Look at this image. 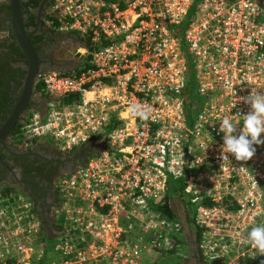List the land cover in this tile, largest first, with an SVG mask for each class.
<instances>
[{
  "label": "built area",
  "instance_id": "obj_1",
  "mask_svg": "<svg viewBox=\"0 0 264 264\" xmlns=\"http://www.w3.org/2000/svg\"><path fill=\"white\" fill-rule=\"evenodd\" d=\"M49 9L53 28L78 34L83 49L70 71L38 76L47 108L29 115L23 133L62 151L102 145L57 179L49 241L28 202L0 194V264H39L44 248L58 256L47 264H137L144 244L129 233L161 236L171 218L159 205L178 188L188 204L207 200L194 210L222 227L200 226L204 264H239L241 229L257 217L264 224V145L237 161L223 153L219 127L227 117L238 135L251 111L242 98L264 94V0H53ZM66 95L75 98L60 104ZM132 105L150 117L132 115Z\"/></svg>",
  "mask_w": 264,
  "mask_h": 264
},
{
  "label": "flooded vegetation",
  "instance_id": "obj_2",
  "mask_svg": "<svg viewBox=\"0 0 264 264\" xmlns=\"http://www.w3.org/2000/svg\"><path fill=\"white\" fill-rule=\"evenodd\" d=\"M52 2L0 0V194L11 192L28 202L42 228H49L54 222L61 202L57 179L81 167L88 157H95L102 145L87 141L70 151H62L47 140L29 138L23 133L29 115L47 108L48 98L38 76L49 68L65 72L68 69L63 60L65 45L72 47L79 40L76 33L53 28L49 9ZM22 36L31 46L28 55L18 44L17 38ZM31 72L36 76L31 89L26 91V76ZM24 99L8 128L6 121ZM172 210L175 216V208ZM186 224L189 242L184 247L188 261L194 260L196 264L198 252L191 243L193 230L190 222Z\"/></svg>",
  "mask_w": 264,
  "mask_h": 264
},
{
  "label": "rangeland",
  "instance_id": "obj_3",
  "mask_svg": "<svg viewBox=\"0 0 264 264\" xmlns=\"http://www.w3.org/2000/svg\"><path fill=\"white\" fill-rule=\"evenodd\" d=\"M79 36V35H78ZM83 49V40H81L80 36H79V40L77 42L76 45L69 47V45H65V51H64V56H63V60L65 64H68L70 66V69L74 68L75 65L77 64V62L80 59V52ZM59 71V69H57ZM66 71H69L68 69ZM173 196V200L170 203L172 207L175 208L176 212H175V216H172L171 221H167L165 220L164 223L161 225V236H152L151 232L152 229L151 227H146L145 231L143 232V236L142 237H138L136 236L134 233H129L131 234L128 237V240L130 243H138L137 239H141V243L144 244V249L141 252L139 259L137 261V264H151L152 261L154 260L155 256L157 255V253L155 252V249L163 251L165 250L168 246L171 245V243H169V245L165 244L164 241V237L170 238V241H172V236H177L178 238H180L182 241H184V243H178V247H183L186 246L187 242H189V235L186 236V229H187V224H186V217H185V213L187 212L188 215H192V223L198 228V231L200 233V226H203L206 222H208V226L210 228V231L212 232L211 226L215 227V228H220L218 226V222L213 221V219H211L212 217L210 215H205L203 213H201L200 210H194L193 205L189 206L190 204L185 203L186 199L184 197V193H182V191L178 188L177 190H175V194L172 195ZM229 206V207H228ZM225 206L227 211H231L233 208V206ZM220 207H224L223 205H216V208H220ZM215 209V210H218ZM216 212V214H218V211H214ZM35 217L36 215L33 214ZM33 217V216H32ZM37 218V217H36ZM215 219V217H214ZM258 219H260V217H257L253 220H250V226L248 227H241L244 229H241L240 234H239V239L241 240V243L239 244L238 247V251H239V256H238V260L239 264L243 263V258L244 257H251L254 256L255 254H257L258 252L256 250H254L253 248H251L249 245H246L245 243H243V241L247 238L248 233H249V229L253 227L252 224H255V226L258 225ZM58 219H54V224L56 225V223H58L57 221ZM257 220V221H256ZM38 221V220H37ZM256 221V223H255ZM39 224L41 223L40 221H38ZM190 222V224H191ZM214 223V225H213ZM225 220L222 219V221L220 222V224H224ZM228 224H230V222H228ZM42 225V224H41ZM203 228V227H202ZM222 228V227H221ZM41 231H43L45 234H47L51 239L54 238L55 236V230L51 229L49 227V229L47 227L42 228L40 226ZM204 230V229H202ZM193 234V233H192ZM202 234V233H201ZM203 237V242H205V238L202 234ZM192 239H194V234L192 235ZM200 239V237H199ZM193 240H191V243ZM223 241V239L221 240V242ZM186 242V243H185ZM49 243V242H48ZM194 246L196 248V245L194 243ZM43 250L42 252V257L39 261V264H47V262L51 259H57V253L50 250V249H46ZM230 249H232V247H230ZM42 250V247H38L36 244L35 246H33V253L36 255L38 253H40ZM235 253L234 255H236V248H234ZM197 251V249H196ZM59 255V254H58ZM232 253L229 252L228 257H231ZM194 260L192 261H188V264H194Z\"/></svg>",
  "mask_w": 264,
  "mask_h": 264
},
{
  "label": "clouds",
  "instance_id": "obj_4",
  "mask_svg": "<svg viewBox=\"0 0 264 264\" xmlns=\"http://www.w3.org/2000/svg\"><path fill=\"white\" fill-rule=\"evenodd\" d=\"M242 99L251 107V111L243 115L242 130L237 135L239 123H233L225 117L220 122L219 131L224 133L223 153L233 155L237 161L246 162L254 156L256 145H264V138L261 137L264 133V94L252 91L248 97ZM129 110L132 115L144 120L151 113V109L140 105H132ZM243 243L256 250L259 256H264V224L252 227ZM261 264H264V260Z\"/></svg>",
  "mask_w": 264,
  "mask_h": 264
},
{
  "label": "trees",
  "instance_id": "obj_5",
  "mask_svg": "<svg viewBox=\"0 0 264 264\" xmlns=\"http://www.w3.org/2000/svg\"><path fill=\"white\" fill-rule=\"evenodd\" d=\"M52 20V24L54 22L53 17H51ZM67 72V71H65ZM193 81L192 79L189 80V83L186 87L185 93H186V105H185V109L187 108V110H185V112H187V114L189 116L193 115V113H195L196 108H191L194 106H190V104L193 102ZM36 88L39 89V85L36 84ZM45 95V94H44ZM74 96H70V95H66L63 96L60 100L59 103H67L69 101H71L72 99H74ZM92 141V140H90ZM87 142V141H86ZM84 142V143H86ZM84 143L80 144L83 145ZM9 192L7 191H3L1 192L2 195H7ZM11 199V197L9 198ZM8 199V200H9ZM188 203V202H185ZM193 207H208L211 204L209 202H207V200L202 199L199 200L198 202L195 203H191L189 206ZM159 209L161 212H163L167 217L172 218V216L174 215V211L172 210V206L171 204L167 203L166 199L164 200V202H162L159 205ZM185 217H186V221L187 222H191L192 219L191 217L187 214V212L185 213ZM191 226H192V232L194 234V239H193V243H195L196 245V249L198 252V258H197V263L196 264H204L202 255H201V251H200V243H199V231L198 228L191 222ZM50 228L55 230L57 229V225H55L54 223H51ZM42 234V240H46L49 241L50 237L41 232ZM178 243H184V241H182L180 238H178L177 236H172V241H171V245L168 246L165 250L160 251L155 249V252L157 253V255L155 256L154 260L152 261L151 264H188V252L186 250V248L183 247H177ZM183 250H182V249ZM264 260V256H259V254H255L254 256L251 257H245L243 259V263L242 264H261V261Z\"/></svg>",
  "mask_w": 264,
  "mask_h": 264
},
{
  "label": "water",
  "instance_id": "obj_6",
  "mask_svg": "<svg viewBox=\"0 0 264 264\" xmlns=\"http://www.w3.org/2000/svg\"><path fill=\"white\" fill-rule=\"evenodd\" d=\"M18 40V44L20 46V48L22 49V51L25 53V54H29L30 53V50H31V46L28 44V42L26 41V38L24 36L20 37V38H17ZM67 65L68 67V70L70 71V66L68 64H65ZM58 68H49V69H46L44 71H48V70H57ZM36 74L34 72H31L29 73L27 76H26V80H25V89L26 91L31 89V85H32V82L35 78ZM25 102V99L23 101L20 102V104L17 106V109L15 110V112L8 118V120L6 121V125L7 127L9 128L11 126V124L14 122V118L16 117V115L19 113V111L21 110L23 104ZM192 249L194 251H196V248L194 246V243L192 244Z\"/></svg>",
  "mask_w": 264,
  "mask_h": 264
},
{
  "label": "crops",
  "instance_id": "obj_7",
  "mask_svg": "<svg viewBox=\"0 0 264 264\" xmlns=\"http://www.w3.org/2000/svg\"><path fill=\"white\" fill-rule=\"evenodd\" d=\"M53 223H54V222H53ZM41 224H42V222L40 223V226L42 227V225H41ZM48 229H49V228H48Z\"/></svg>",
  "mask_w": 264,
  "mask_h": 264
},
{
  "label": "bare ground",
  "instance_id": "obj_8",
  "mask_svg": "<svg viewBox=\"0 0 264 264\" xmlns=\"http://www.w3.org/2000/svg\"><path fill=\"white\" fill-rule=\"evenodd\" d=\"M88 96L90 95V94H87Z\"/></svg>",
  "mask_w": 264,
  "mask_h": 264
}]
</instances>
